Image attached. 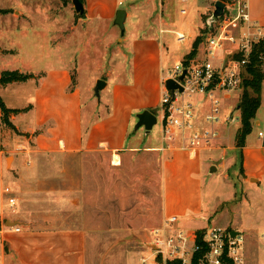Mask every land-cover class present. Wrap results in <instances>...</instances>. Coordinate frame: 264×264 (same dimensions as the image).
Wrapping results in <instances>:
<instances>
[{
  "label": "crops",
  "instance_id": "1",
  "mask_svg": "<svg viewBox=\"0 0 264 264\" xmlns=\"http://www.w3.org/2000/svg\"><path fill=\"white\" fill-rule=\"evenodd\" d=\"M244 4L248 7L250 21L264 31V0H237L227 8L236 16L238 7ZM122 6L123 0H84L85 16L81 20L87 26L101 21L112 23ZM184 11L181 15L185 16ZM130 15L128 11V18ZM159 23V33L168 31L162 26H174L160 20ZM246 26L237 22L230 28V35L238 40ZM177 33L183 30H178L176 36ZM158 37L157 33L142 38L124 37L122 42L126 49L118 54L122 63L113 61L106 67L108 73L104 78L95 74L84 88L79 81V69L84 67L76 69V79L79 77L75 84V66L61 60L57 65L48 63L32 71L29 69L34 79L28 82L0 87V97L8 109H28L11 118L19 136L0 129V264H165L154 244L153 232L163 229L169 216L176 215L183 221L179 231L192 242L198 231L209 228L203 225L208 219L202 196L194 204L191 187L199 181L202 190L200 176L214 152H219L214 161L226 158L221 144L227 140L224 137V141L222 135L232 125L221 127V137L211 149L192 152L165 148L160 125L161 94L166 79L164 57L172 56L173 52L164 43L159 44ZM194 37L186 52L179 56L180 60L191 53ZM225 49L221 60L229 61L237 45L227 41ZM203 57V49H199L195 59ZM98 65L105 69L103 64ZM128 65L129 77L125 78ZM100 80L106 87L98 98L95 88ZM11 93L17 97L14 104L6 101V94ZM230 98L220 97L221 104L223 99ZM194 99L197 102L196 97ZM200 101L199 97L198 111H207L208 104H200ZM144 111L158 118L160 136L157 139L150 138L148 132L149 136L144 138L140 130L145 129L136 128L137 115ZM258 151L255 155L247 145L243 148L244 182L252 186L255 178L254 187H260L264 181L263 143ZM85 154L91 159L74 160ZM96 155H108V167H112L114 177L120 176L117 171L129 166L128 175L122 178L128 183H139L141 191L146 192L140 195L145 201L147 197L150 203L155 199L160 218L157 225L136 223L131 215V208L138 203L135 189L127 191L113 185L111 191L103 190L101 166L104 162L96 159ZM221 168L218 165L216 172ZM6 188L11 194L5 193ZM11 198L15 200L13 205L9 202ZM144 209L153 212L152 208ZM104 210L113 218H99ZM120 210L127 212L123 215L126 217L120 215ZM94 213L96 218L88 216ZM260 253L258 251L256 261L264 264V259L258 258ZM245 256L249 258L247 249Z\"/></svg>",
  "mask_w": 264,
  "mask_h": 264
},
{
  "label": "rangeland",
  "instance_id": "2",
  "mask_svg": "<svg viewBox=\"0 0 264 264\" xmlns=\"http://www.w3.org/2000/svg\"><path fill=\"white\" fill-rule=\"evenodd\" d=\"M146 1L149 3L147 4ZM187 1L123 0L121 8L131 13L126 23L125 38L131 39L132 35L136 38H142L154 36L157 33L159 35L158 43H164L173 52L172 56L166 54L164 57V77H168V72L177 63L184 61V59L180 60L179 56L186 52L185 48L195 34L197 36L194 37L193 42L203 34V31L208 29L207 23L215 9L214 1ZM235 4L236 2L232 5ZM0 8L9 11L7 14H0V77L7 71L21 70L23 73H28L29 69L32 71L37 67H44L48 63L57 65L61 60L67 63L71 62L75 66L73 70L75 84L79 77L76 79V69L84 67L82 70L79 69V81L84 88L86 87L85 83L94 78L95 74L104 78L108 73L106 67L111 66L113 61L122 63L118 54L121 49L126 48L124 43L120 41L121 31L119 27L115 26L114 22L104 21L93 25L89 24V26L85 25L81 20L82 18L79 17L80 15L75 11L73 0H0ZM182 10L187 12L185 16L181 15ZM159 20L169 25L174 24V26H162L168 31L159 33ZM180 29L186 36L183 43H179L176 36V32ZM204 43L200 45L199 49L206 48ZM60 54H62L61 59H59ZM98 63L103 64L105 69L99 68ZM126 67L125 78L129 77L128 70L130 69L129 65ZM262 70L264 72V65H262ZM243 92L244 90L241 89L237 94L231 95L230 99H223V104H221V110L225 114L229 115L230 112H233L232 116L238 119L231 126L232 128L222 135L223 140H227L221 144L222 149L226 150V158L214 161L219 152H214L213 156L211 155L212 160L209 159L206 162L207 165L204 166L200 176L202 190L199 181H197L191 187V194L193 193L195 196L194 204L202 196L205 215L210 221H203L204 227L209 226V228L201 232L206 233L212 227H221L242 234L245 239L244 264H258L256 261L258 251L261 252L258 257L259 260L263 261L264 259V181L260 187L253 186L256 184L255 178L252 180V186L244 182L242 172L243 149L238 147L239 133L242 127L239 120L241 119V112L238 107ZM84 95L87 102V94ZM261 97L262 104L256 120L253 121L252 133L246 140V145L253 150L255 155L259 154L258 147L262 146V143L264 144V138L259 137L260 132L264 134V81ZM16 98V96H12V93L8 96L6 94L8 104H14ZM196 99L198 101L199 97ZM202 100L204 101V99ZM0 114V129L11 132L12 136H19L20 133L17 130L8 128L2 122L1 110ZM135 133L134 126L131 128V134L134 135ZM140 133L144 135V138L149 136L143 129L140 130ZM149 134L150 138L154 139L160 136L159 122ZM95 158L102 159L104 162L101 166V168L103 167L102 174L100 173L104 180L103 190L105 192L111 191L113 185L121 186L127 191L128 188L135 189L138 195V203L131 208V215L135 218L136 223L141 221L142 224L148 226L157 225L160 218L159 211L157 212L155 208V199L150 203L149 197H147L145 201L140 195H144L146 192L145 190L141 191L139 183H128L127 179L122 178L123 175H128L129 166L125 167L124 170L117 171V175L120 174V176L114 177L112 167H108V155H96ZM233 158L234 161L232 162ZM76 159L88 161L91 156L89 154L79 155L74 158V160ZM218 165L222 168L218 172L211 173L210 167L217 168ZM74 171L76 170L74 169ZM112 180L117 182L113 184ZM155 185L154 183L153 187ZM257 193L261 194L257 195ZM147 196H149L148 193ZM104 207L107 206L104 204ZM144 207L152 208L153 212L148 209L146 211ZM120 212L122 217H126L123 215H126L127 212L121 210ZM88 216L96 218V213L88 214ZM103 216L105 219L107 217L113 218L111 213H106L105 210L103 214L99 215V218ZM172 217H176L178 221L173 225H164V231L170 234L179 231L183 222L176 215L169 216V218ZM161 230L162 228L155 231ZM246 249L249 251L248 259L245 256Z\"/></svg>",
  "mask_w": 264,
  "mask_h": 264
},
{
  "label": "built area",
  "instance_id": "3",
  "mask_svg": "<svg viewBox=\"0 0 264 264\" xmlns=\"http://www.w3.org/2000/svg\"><path fill=\"white\" fill-rule=\"evenodd\" d=\"M237 11L236 16L231 15L227 8L225 16L213 26L212 32L207 34L203 59L183 61L168 72V77L163 82L160 109L165 148L192 152L211 149L221 137V127L234 125L238 121L232 116L233 112L224 115L220 97H230L242 89L244 69L250 63L254 46L264 40V31L250 21L246 4L238 7ZM237 22L247 25L238 40L230 35V28ZM177 38L182 43L186 36L177 33ZM227 41L238 46L234 56L241 55V60H236L234 56L229 61L221 60V53L227 51ZM260 61L264 65V54L260 56ZM185 71L186 74L181 79ZM170 79L181 86L183 92L179 89L169 91L166 81ZM195 97L201 98L200 104H208L207 111H198V101H195ZM259 137L264 138V134L260 132ZM5 193L11 194V190L6 188ZM9 202L13 205L15 200L11 198ZM177 221L176 217H172L166 225H173ZM153 235L154 244L165 264H192L199 249L195 241L192 242L185 233L175 231L170 234L163 228L153 232ZM204 241L208 251L201 264H225L226 259L233 264H244L245 239L242 234L233 237L232 231L211 228L206 232Z\"/></svg>",
  "mask_w": 264,
  "mask_h": 264
},
{
  "label": "trees",
  "instance_id": "4",
  "mask_svg": "<svg viewBox=\"0 0 264 264\" xmlns=\"http://www.w3.org/2000/svg\"><path fill=\"white\" fill-rule=\"evenodd\" d=\"M84 4V0H80ZM208 1H223L228 5H232L237 0H208ZM8 10H0V14H7ZM84 15H80V18H84ZM193 44V49L191 53L185 58V62L195 59L199 54V47L204 43L206 36L208 34V29L202 32ZM253 53L250 58V63L245 67L243 72V83L242 89L244 90L240 104L239 110L241 112V131L239 135L238 147L243 149L246 147L247 137L252 133L253 121L256 120L257 113L262 104V84L264 81V72L262 70V63L260 61V56L264 54V40L259 44L255 45L253 48ZM236 60H241V55H235ZM34 79L33 74L23 73L21 71H7L0 77V87H6L13 83H25L29 80ZM0 110L2 112V122L10 129L16 130L11 123V117L18 115L20 113L27 112L25 110L8 109L5 103L0 99ZM205 232L198 231L195 237V243L198 247V251L193 257L192 264H201L205 258L208 251V246L204 241ZM172 264V263H170ZM225 264H233L231 261L226 259Z\"/></svg>",
  "mask_w": 264,
  "mask_h": 264
},
{
  "label": "water",
  "instance_id": "5",
  "mask_svg": "<svg viewBox=\"0 0 264 264\" xmlns=\"http://www.w3.org/2000/svg\"><path fill=\"white\" fill-rule=\"evenodd\" d=\"M73 5L75 7V11L79 15H84L85 13V7L84 4L80 0H73ZM228 4H226L223 1H216L214 4V11L212 13L211 18L208 21V33H211L213 30V26L218 23L226 14ZM128 19V11L125 9H119L116 12L114 25L119 27L121 31V40L126 35V22ZM186 74V71L184 72L181 79L184 78ZM106 87V83L102 80L98 81L95 88V94L98 98H100L101 91ZM166 88L169 91H174L176 89H179L181 92H183V88L179 86L174 80H168L166 81ZM138 123L136 128H144L146 132L150 133L153 128L158 124V118L157 116L150 112V111H144L137 115ZM216 171V168H212V173ZM238 233L233 232V237H235Z\"/></svg>",
  "mask_w": 264,
  "mask_h": 264
}]
</instances>
